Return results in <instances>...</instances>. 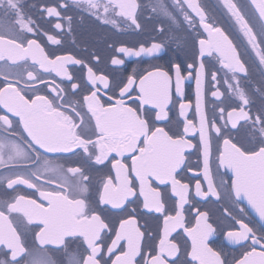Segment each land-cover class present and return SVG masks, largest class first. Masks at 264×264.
<instances>
[{"label":"snow or ice","instance_id":"1","mask_svg":"<svg viewBox=\"0 0 264 264\" xmlns=\"http://www.w3.org/2000/svg\"><path fill=\"white\" fill-rule=\"evenodd\" d=\"M219 6L243 50L200 0H0V264H264V80L252 81L264 78V0ZM73 8L117 30L152 25L151 42L110 44L111 65L156 58L160 36L175 54L126 77L97 52L57 54ZM210 198L226 205L231 259L210 246L198 207Z\"/></svg>","mask_w":264,"mask_h":264},{"label":"flooded vegetation","instance_id":"2","mask_svg":"<svg viewBox=\"0 0 264 264\" xmlns=\"http://www.w3.org/2000/svg\"><path fill=\"white\" fill-rule=\"evenodd\" d=\"M49 0H27L28 5L32 4H41L47 3ZM201 3L204 4L206 10L213 16L217 21L218 26H221L228 30V32L232 35V38L236 41L238 45L241 46V50H243V37L239 36L238 30L232 27V22L229 20L227 15L224 13L222 8L219 6V0H200ZM234 2L244 5L246 3L245 0H234ZM147 3V0H145ZM69 15L74 17L72 23V33L68 35L64 39V43L62 47L57 49V54H63L65 52L73 53L76 56H84L87 57V53L97 52L102 58V63L99 67L108 72L110 75L116 76H124L126 77L128 74H131L133 70L137 73H143L146 69L149 68L151 64H160L167 66V63L170 58L174 56V49L175 43L173 41H169L166 36L156 37L157 40L165 41L166 47L158 54L156 58H148V57H122L124 59L123 65H111L110 58L112 55V51L109 48L110 44H115L116 47L121 45L132 47V46H139V42L141 41H149L151 42L153 37L156 36L155 33L151 31L152 25L149 24L146 26L143 32L136 31L133 29H128L126 26L121 27L119 30L113 28L111 25H103L100 22L96 21L94 18H89L87 14L81 15L79 10L73 8L70 9L68 12ZM48 27V25H45ZM167 28L168 25L165 24ZM175 31L171 33L172 36L186 39L188 41L189 46L191 45V37H189L185 32L183 27L179 24L173 26ZM65 32H67V23H65ZM201 31H203L201 29ZM203 38L207 39L206 34H204ZM45 44L47 43L46 40L43 41ZM55 46H49L51 50ZM87 50V51H86ZM181 57L183 53H180ZM248 60L249 64H251V60L248 57H245ZM79 75V73H77ZM264 80L259 73L253 71L252 72V81L255 85L259 86L261 81ZM184 89L185 94L188 99L191 100L193 108L189 111V118L194 117L195 112V79L194 74L193 78L186 80L184 82ZM178 104L173 106L172 112L170 115L172 116V124H174L177 116H178ZM193 142H198V136L193 139ZM190 160L193 164L196 162V155L193 154L190 157ZM106 169H101L99 172L93 173L94 177H98L103 175ZM202 179V177H201ZM195 181L193 180V184ZM225 204L223 202H216L215 198H210L207 201H200L198 207L201 210L207 211L209 213L210 222L213 223L214 227L216 228V232L210 237L212 243L210 244L215 250H220L224 254L227 255L229 259L232 256H237L240 253V249L238 246L230 244L225 236L224 232L227 231L226 225H228L229 221L224 219V208ZM247 208V205H244ZM132 207V205H129ZM238 210V209H237ZM251 209H247L248 213L255 217ZM148 219L149 227L155 228L156 222L151 220L149 217H143L140 220L141 225L144 224V220ZM258 219V218H257ZM254 227H258V225H253ZM32 233H29V237H31ZM175 235V234H174ZM190 244V242H189ZM54 255H57L54 253Z\"/></svg>","mask_w":264,"mask_h":264},{"label":"water","instance_id":"3","mask_svg":"<svg viewBox=\"0 0 264 264\" xmlns=\"http://www.w3.org/2000/svg\"><path fill=\"white\" fill-rule=\"evenodd\" d=\"M246 2H247V0H245ZM206 34V33H205ZM206 36H207V34H206ZM251 212H252V210H250ZM254 216H255V214L254 213H252Z\"/></svg>","mask_w":264,"mask_h":264},{"label":"bare ground","instance_id":"4","mask_svg":"<svg viewBox=\"0 0 264 264\" xmlns=\"http://www.w3.org/2000/svg\"><path fill=\"white\" fill-rule=\"evenodd\" d=\"M242 1V0H241Z\"/></svg>","mask_w":264,"mask_h":264}]
</instances>
